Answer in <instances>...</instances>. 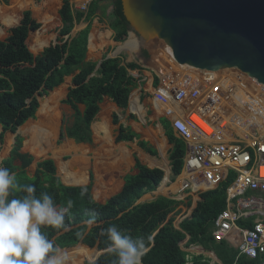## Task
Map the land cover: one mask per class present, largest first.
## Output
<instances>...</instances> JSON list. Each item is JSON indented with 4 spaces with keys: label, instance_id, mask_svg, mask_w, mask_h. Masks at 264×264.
Masks as SVG:
<instances>
[{
    "label": "trees",
    "instance_id": "1",
    "mask_svg": "<svg viewBox=\"0 0 264 264\" xmlns=\"http://www.w3.org/2000/svg\"><path fill=\"white\" fill-rule=\"evenodd\" d=\"M103 1L105 0H91L84 11H78L72 8L70 0H61L58 10L60 28L56 43L43 48L37 55L29 51L27 39L31 33L38 31L40 25L28 10L22 12L18 25L11 28L7 37L0 41V141L5 132L15 134L26 121L34 119L38 109L37 97L48 96L63 83L65 77H72L73 87L68 90L62 103L71 108L72 116L71 122L60 132L58 142L66 138L76 144L92 145L90 126L104 97L119 109L127 107L129 94L135 86V80L129 72L137 70V66L123 64L120 57L105 59L104 56L95 70L96 63L86 61L87 37L94 19L99 23L107 21L113 33V42L122 43L127 37L128 25L122 15L120 0L111 1L109 14L107 7L101 4ZM80 22L86 23V27L70 39L74 26ZM3 23L6 27H11L17 23V18L12 12V15H4ZM142 55L148 57L146 52ZM78 105L83 106L82 112L78 110ZM255 117L254 115L253 118ZM111 123L113 126L118 125L114 114L111 116ZM160 124L166 141L171 146L167 152V161L170 180L173 181L181 172L186 148L175 137L166 120L162 119ZM137 138L136 134L119 126L114 142H133ZM21 143L22 139L16 136L2 165L16 173L21 185L35 184L37 196L41 192H48L57 206L67 207L69 200L73 202L66 217L65 228H42L48 238L61 249L81 243L89 249L95 248L98 252H103L98 256L96 264H109L112 257L106 253L107 238L101 236L100 232L110 224H115L121 230H129L134 238H144L149 251L142 258V264H210V260L201 255L187 259L186 253L181 250V244L186 248L199 246L206 252H212L220 264L235 263L237 250L234 243L231 240L217 242L211 235L215 218L225 209V190L231 180H226L212 191L199 194L200 201L190 217L175 229L173 218L169 216L178 202L157 197L149 202L138 203L144 195L157 189L164 174L159 169H149L142 165L135 155L133 159L136 174L124 176L121 190L104 203H98L91 195V172L86 186H65L56 175L53 161L45 159L36 164L32 177L25 176L32 158L20 153ZM137 146L149 156H157L156 151L147 143L138 141ZM15 162L19 165L14 166ZM84 189L86 192L81 195ZM93 214L95 220L90 223ZM238 225L251 227L242 222H238ZM77 252L74 258L68 260L90 259V254L94 253L88 249H79ZM235 264H259V260L239 258Z\"/></svg>",
    "mask_w": 264,
    "mask_h": 264
},
{
    "label": "built area",
    "instance_id": "2",
    "mask_svg": "<svg viewBox=\"0 0 264 264\" xmlns=\"http://www.w3.org/2000/svg\"><path fill=\"white\" fill-rule=\"evenodd\" d=\"M84 10L85 6L81 11ZM163 70L152 100L164 109V116L186 148L181 172L175 184L172 181L176 190L166 198L182 203L185 198L216 189L232 172L234 177L225 190V210L215 218L211 235L217 242L231 239L237 250L235 263L245 258L264 264V176L260 173V168H264V122L256 133L246 137L235 133V138L230 134L228 140L220 141L217 136L221 135V122L226 127L229 124L227 116L226 121L217 118L221 109L216 102L221 95L212 84L217 79L223 83L231 76L239 91L252 87L259 94L255 97L258 100L264 87L236 69L207 72L168 61ZM216 109L220 111L215 112ZM204 113L212 114L206 117L211 127L208 135L198 125L189 123L192 115L203 119ZM176 217L182 221L188 216ZM242 221L250 222L251 227H240L238 222Z\"/></svg>",
    "mask_w": 264,
    "mask_h": 264
},
{
    "label": "crops",
    "instance_id": "3",
    "mask_svg": "<svg viewBox=\"0 0 264 264\" xmlns=\"http://www.w3.org/2000/svg\"><path fill=\"white\" fill-rule=\"evenodd\" d=\"M70 4H71V2H70ZM16 6H18V5H16ZM60 7H61V0H60ZM18 9H19V7H18ZM56 16L58 17V11H57ZM58 19H59V17H58ZM20 20H21V16H20ZM18 23H16V26L18 25ZM80 23H83V22H80ZM83 24H84L83 28H81L79 31L83 30L86 27V23H83ZM100 24H102V23H99L97 21V19H94V21L91 25V28L89 30L88 37H87L86 61L93 62L96 64L98 62H101L104 56L102 57V59H100L98 61H91L88 59V57H87L88 52H90L92 54V52L89 50L90 36L91 35H93V37H94V40H93L94 52L93 53H95L97 51L98 47L103 48L106 46V47L112 48L113 44L114 45L119 44V43H115L111 40L113 33H112V31H110L108 26H106L107 29H104V30L102 29L103 32L100 31L101 28H98V25H100ZM75 26H74L72 32L70 33V39L73 36H75L77 33V31H74ZM12 28H13V26H12ZM59 28H60V20H59ZM59 28L57 29V32H58ZM36 32H34V33H36ZM34 33H31V34H34ZM127 37H128V40L125 42L126 44L124 43L123 48L127 47L129 49H134V44L136 43L134 37L131 34H128ZM55 43H53V44H55ZM137 47L138 46H135L133 53L126 50L125 53H123L121 56V55H118V53H114L115 52L114 51L111 55L105 56V58L106 57H113V58L120 57L123 60V64H134L138 68L137 70L130 71V73H129V75L135 80L134 81L135 86H134L133 90L131 91V93L129 94L127 107L125 109H119L114 105V103H112V101L110 99H108L107 97H104L102 100V103L99 105V112L96 115L94 122L90 126V130H91V134H92V145L76 144L72 140H69L66 138H65L66 140L63 144V146L64 145L66 146V149H69V150H66L64 154L69 155L71 157V160H72V161L69 160V162L71 161L70 170L74 171V172L77 170L82 171V174H83L82 176L84 177V180H82V182L78 185H66V184H63L62 182L61 183L65 186H86L89 182V175L88 174H89V172H91V174H92L91 195H92V198L94 199V201L98 202V203H104L107 199H109L111 196L117 194L121 190V188L123 186V180L122 179L124 176L136 174V171L134 170V159H133L134 155L137 158V160L142 165H145L147 168L158 169V167H156V164H154L155 166L151 165L152 163L155 162L153 159L155 157L149 156L142 149H140L137 146L138 141H142V142L147 143L149 146H151L156 151L158 156L160 153L161 159H164V146H163V144L165 146L167 145V152L171 148V146L166 141V138L164 136L163 127L160 124V121L162 119H164L169 123V125L171 127L170 120L164 116V113H163L164 109L157 106V103H155L152 100L153 99V95H152L153 91H155V89L158 87L159 79L164 72L163 67L159 65V63H160L159 62V55H158V53H156V50L153 52V54H150V52H148V50L142 51L140 54L139 52L135 51L137 49ZM119 49H122V46H120ZM153 50H154V48H153ZM143 52H146L148 54L147 58H145L142 55ZM71 78H72L71 76L65 77L63 83L60 86H58L57 88H55L52 92H50L48 96H46L45 98H42V100H40L37 97L38 109L36 110L35 118L38 120V118L36 116L37 112L40 109L41 104L43 102L46 103L47 111L51 115V118L47 119V118L42 116V120H41L40 124H38V126H41L45 122H47L44 120H50L49 124L48 125L46 124L45 130L47 133L50 132L48 134H50L51 142H52V140H54V138H56L59 135L58 127L55 125L54 126L51 125L56 120V117H61V119H62V115H63V116H65V120H67L68 122H71L72 110L69 106L62 103V101L65 100V98H66L68 90L73 87V85L71 83ZM53 94H56V95L53 96ZM42 97H44V96H42ZM147 100L149 101V110H146V101ZM78 110L80 112H82L83 106L78 105ZM153 113L157 114L156 118H154V119L152 118ZM113 114L116 116V118L118 120V125H116V126H113L111 123V116ZM37 120L34 121L33 119H29L28 121H26V123H24L21 127H19L17 129V131L21 130V134H20L21 137L20 138L22 139V143L25 142L24 146L31 147V146L35 145V144L32 145V143L30 142V137L28 135V131H30L31 129H28V128L30 126H33L34 124H36ZM42 121H43V123H42ZM154 121L157 122L156 125H154V123H155ZM31 122H35V123H31ZM148 123H150L152 126H155V128H156L155 131H152V133L154 134V136H152V140L155 141L157 148H154L145 139V136L149 135V130H150V125H148ZM119 126H121L123 129H127L130 132L136 134L138 138L136 140H134L133 142L115 143L114 138L117 135V129ZM42 129H43V127L36 129V134H37L38 139L41 135ZM171 129H172V127H171ZM25 131H26V133H25ZM172 131H173V129H172ZM173 133H174V131H173ZM156 135H159V137ZM174 135L177 138L175 133H174ZM51 142L49 144H51ZM22 143H21V148H22ZM26 143H27V145H26ZM161 144L163 146V149L160 148ZM73 146L75 148L74 150H73ZM31 148H32V151L33 150L36 151L35 148H33V147H31ZM20 153H21V149H20ZM82 153L85 154L84 158L79 157ZM74 154L77 156L75 158L77 160H75L72 157ZM49 159H51L54 162L55 158H54L53 154ZM57 159L59 160L60 158L57 156ZM90 164L92 165L91 171H89V169H88ZM35 168H36V164H35ZM167 168H168V170L166 172L167 177L164 175V177H166L165 182H163L159 187H157L156 191L144 195L138 201V203L149 202V201L156 199L157 197H165L166 198L169 196H173V193L175 192L176 188L174 187L173 182L168 178V174H170L169 163L167 165ZM162 170L164 171V169H162ZM164 173H165V171L163 172V174ZM56 175H57V172H56ZM25 176L32 177L31 175H28L26 172H25ZM175 178L173 179V181H175ZM60 180H61V178H60ZM168 182H171L172 184L168 185ZM174 184H175V182H174ZM162 185H163V191L159 192V189ZM199 201H200L199 196L193 195L192 197H189L187 199L185 198V200L182 203H178L176 205L173 213L169 216V217L173 218V225H174L175 229H178L179 224L184 220L183 219L182 221H178L176 216L177 215L178 216L179 215H187L188 216L187 218H189L193 209L195 208L197 202H199ZM242 224H244V225L248 224L249 226L251 225V223L247 222V221H242ZM77 245H81V243H79ZM81 246H83V245H81ZM74 247H71V248H74ZM83 247H85V246H83ZM71 248H64L62 250L71 249ZM188 249H190V250H188ZM181 250L184 251L185 253H186V251L193 253V254H191L192 256L201 255L204 258L213 261L214 263L220 264L212 252H206L199 246H190L189 248H186V246L184 244H181ZM211 264H213V263L211 262Z\"/></svg>",
    "mask_w": 264,
    "mask_h": 264
},
{
    "label": "water",
    "instance_id": "4",
    "mask_svg": "<svg viewBox=\"0 0 264 264\" xmlns=\"http://www.w3.org/2000/svg\"><path fill=\"white\" fill-rule=\"evenodd\" d=\"M120 2L127 36L158 45L165 69L168 61L207 72L236 69L264 87V0Z\"/></svg>",
    "mask_w": 264,
    "mask_h": 264
},
{
    "label": "clouds",
    "instance_id": "5",
    "mask_svg": "<svg viewBox=\"0 0 264 264\" xmlns=\"http://www.w3.org/2000/svg\"><path fill=\"white\" fill-rule=\"evenodd\" d=\"M72 206L71 200L67 207L57 206L48 192L37 196L35 184L21 185L16 173L0 162V264H67V253L42 228H65ZM94 220L93 214L89 222ZM100 235L107 238L109 264H142L149 251L143 237L134 238L115 224L101 229ZM98 259L93 257L92 264Z\"/></svg>",
    "mask_w": 264,
    "mask_h": 264
},
{
    "label": "rangeland",
    "instance_id": "6",
    "mask_svg": "<svg viewBox=\"0 0 264 264\" xmlns=\"http://www.w3.org/2000/svg\"><path fill=\"white\" fill-rule=\"evenodd\" d=\"M89 1L90 0H70L73 9L78 10V11H81L83 6H86L89 3ZM111 1L112 0H105L101 3L102 5L107 7V14H109L111 11V8H110ZM16 5H18V6H16ZM18 7H19V9H18ZM59 8H60V0H0V41H3L7 37L9 30L12 28V26L6 27L4 25V23H3L4 15L5 16L6 15H12V12H13V15H16L17 23H18L20 20L21 13L25 10H28V11H30L32 18L40 25V29L36 33L30 34L28 39H27V46H28L29 51L33 55H37L39 52H41V50L43 48H45V47L56 42L57 29L59 28V19L56 16V14H57V11ZM14 26H16V24L13 25V27ZM83 26H84L83 23L76 25L74 31L78 32L81 28H83ZM106 26H108V23L105 20L104 22H102V24L98 25V28H101L100 31L103 32L102 29L103 30L107 29ZM127 40H128V37H126L122 43L115 44V45L113 44L112 48L106 47V46L103 48L98 47L97 51L95 53L91 54L90 52H88L87 57L91 61H98V60L102 59L103 56L111 55L114 51H115L114 53H118V55L122 56V54L125 53L126 50H128V51L130 50L127 47L123 48V45ZM120 46H122V49H119ZM135 46H139V42H137ZM143 46L144 47H140L137 52H139L141 54L142 51L148 50V52H150V54H153V52L155 50H157L158 45H155L156 47H152V48H150L147 44H144ZM153 48H154V50H153ZM156 53H157V51H156ZM230 78H232V77H230ZM219 80L220 79H217V82L213 83L212 85L214 86V88H216V91L219 92L221 97L224 98V100L227 99L228 102H226L225 105H222V102L220 101V99L218 100V102H216V107L221 109V112H218L219 115L217 118L218 119L222 118L223 120L226 121L225 117L227 116L226 124L228 123L229 126L226 127L221 122V126H222L221 129L222 130L219 129V130H221V135H219L217 137L220 139H223L224 137H225L224 139H227V137H228V139H229L230 134H231L233 136V138H235V133H237L239 136L241 134L238 133L240 131V127H238L239 124H238V126H237V124H235L236 120L234 119L233 110H234L236 105H237V107H240L243 109V107L240 105L241 100L243 98L238 97V99H235V96H238V94H236L237 89H236V87L230 86L228 84L230 79H228V80L226 79L223 81V83H220V84L218 83ZM45 97L46 96L41 97V98L38 97V98L40 100H42V98H45ZM212 105H214L213 102H212ZM219 109H216L215 112L220 111ZM146 110H149V101L148 100L146 101ZM251 114H252V116H251ZM208 115H212V114L211 113H204L203 119H200L198 116L192 115L190 122H194V121L198 120L202 123L204 122V125L206 123L209 124V121H207V119H206V117H208ZM244 115H245V118L248 119L249 123H251L252 118L254 117L253 112H250V113L244 112ZM156 116H157L156 113L152 114L153 119L156 118ZM217 118H215L216 121H217ZM213 119H214V116H213ZM255 119H256V117L253 120L255 121ZM33 120L36 121L37 119L34 118ZM154 122H155L154 125H156L157 122L156 121H154ZM31 123H35V122H31ZM69 123L70 122L65 120V116L62 115V119H61V117H56V120L51 125L57 126L59 134H60L62 129L65 126H67ZM148 125H150L149 135L145 136V139L154 148H157L155 141L152 140V136H154L152 131H155L156 128H155V126H152L150 123H148ZM259 125H256V126H259ZM240 126L242 127V125H240ZM263 127H264V125H263ZM261 128H262V126H260V128L254 127L251 130H250V128H248V132L242 134L241 137L249 136V133H251V134L256 133L259 131V129L261 130ZM223 130H225L226 132L223 133ZM1 132H2V130L0 128V134H1ZM20 134H21V130H18L15 134L5 132L2 135V138L0 141V162L3 159H6L8 157L9 152L14 145L15 137L16 136L21 137ZM58 136L56 138H54V140H52V142L50 144V149L45 148L44 152L41 151V153L34 151V150L32 151L31 147L36 149L37 145L29 147V146H24L25 142L22 143L21 154L28 155L32 158V163L26 170V173L28 175H31V176L33 175L34 170H35V164H37L41 160L49 159L52 156V153L50 152L51 150H54V149L60 150L63 147V144H64L66 139L64 138L62 141L58 142ZM26 145H27V143H26ZM163 146H164V159L165 160L161 159L160 153H159V156L157 155L153 159L155 161L154 163L160 164V166H156V167L161 168V169L166 168V170H168V168H167V165H168V163H167L168 162L167 161V145L165 146L163 144ZM69 160H71V157L69 155L63 154L60 157V161H62L63 163H67V162H69ZM163 160L166 162L165 166H163L164 165ZM53 163L55 164V167L57 168V162L54 160ZM18 165H19L18 162L14 163V166H18ZM161 165H162V167H161ZM91 166L92 165L90 164L89 168H88L89 171H91ZM164 175L166 176V172L164 173ZM57 176H58V172H57ZM233 177H234V174L232 172H229L228 180H232ZM168 178L171 179V174H168ZM171 184H172L171 182H168V185H171ZM159 192H160V190H159ZM229 240H231V239L229 238ZM71 249H66V250H70V251L66 252L67 255H69L68 256L69 259L74 258L75 253L77 251H79V249H86L87 250V248H85L81 245H77ZM188 250H190V249H188ZM88 251L94 252V253L90 254V256H91L90 259L83 258L80 260L78 259V261L68 260L67 264H84L85 262L92 263V258L95 256H99V252H96L95 249H91V250L88 249ZM77 253H81V252H77ZM186 253H187L186 258L190 259L192 256L191 254H193V253L188 252V251H186ZM211 262L213 264H217V263H214L213 261H211ZM211 262H210V264H211Z\"/></svg>",
    "mask_w": 264,
    "mask_h": 264
},
{
    "label": "bare ground",
    "instance_id": "7",
    "mask_svg": "<svg viewBox=\"0 0 264 264\" xmlns=\"http://www.w3.org/2000/svg\"><path fill=\"white\" fill-rule=\"evenodd\" d=\"M134 39H135L136 43L139 42L136 39V37H134ZM93 40H94V37H93V35H91L90 36L89 50L92 53L94 52ZM136 43L134 44V49H135ZM143 45L144 44L140 45V43H139V46L137 47V49L135 51L137 52L138 49L140 47H142ZM147 45L150 48L153 47L151 44H147ZM134 49H130L129 51H131L133 53ZM230 70H232V69H230ZM230 77L231 76H228V78H227V80L230 79V81H229L228 84L230 86L236 87V89H237L236 94H238V96H235V99H238V97L243 98L241 100V104H240L243 107V109L240 108V107L235 106V108L233 110V112H234L233 113L234 119L236 120L235 121V124H237V126L239 124L238 127H240V131L238 133L242 135V134L248 132V128H250V130H251L255 125H259L260 123L262 124L264 122V94H261L262 97H260L259 100H258L255 97H256V95H259V94H256L255 90L252 87H245L244 89H241V91H239V88L236 86V84H234L233 82H231V78ZM55 95L56 94H53V96H55ZM220 101L222 102V105H225L226 102H228L227 99L224 100V98H222V97H220ZM244 112L245 113L253 112V114L256 116L255 121L253 120L254 118H252L253 121L251 123H249L248 119L245 118ZM36 116H37L38 120H37L36 124H34L33 126H30L28 128V129H31L30 131H28V135L30 137V142L32 143V145L33 144L37 145L36 146L37 147L36 148V151L39 152V153H41V151L44 152V149L45 148L50 149V144L49 143L51 142L50 134H48L50 132L47 133L46 130H45V126H46V124L47 125L49 124V121L50 120H44V121H47V122H45L41 126H38V124H40V122L42 120V116L45 117V118H47V119H50L51 118V115L47 111V105H46V103L43 102L41 104V107L38 110ZM251 116H252V114H251ZM42 123H43V121H42ZM190 124L191 125H198V127L202 130V132L205 135H208L210 133V131H211L210 124H205L204 125V122L202 123V122H200L198 120L197 121H194V122H190ZM261 124L258 127H260ZM240 125H242L243 128ZM40 127H43V129L41 130V135H40V137L38 139L37 134H36V129L37 128H40ZM219 129H221V127H219ZM224 132H226V131L223 130V133ZM25 133H26V131H25ZM156 136L159 137V135H156ZM224 138L223 139L218 138V139H220V141H222V140H228V137H227V139H224ZM160 148L163 149L162 144L160 145ZM74 149L75 148L73 146V150ZM66 150H69V149H66V146L64 145L60 150L54 149V150L51 151L52 154H53V156H54V158H55V160H56V162H57V172H58V176L61 178V182L63 184H66V185H78V184H80L82 182V180H84V177L82 176L83 175L82 174V171H78L77 170V171L74 172V171H71L70 170V168H71V161L72 160L70 162L63 163L62 161H60V159L59 160L57 159V156L60 158L65 153ZM84 155L85 154L82 153L79 157L80 158H84ZM72 157L75 159L77 156L74 154ZM75 160H77V159H75ZM154 164H156V166H160V164H157V163H152L151 165H154ZM163 164H164L163 166H165V164H166V162L164 160H163ZM161 167H162V165H161ZM164 170H165V172H167L166 168H164ZM260 173H261L262 176H264V168H260ZM159 190H160V192L163 191V185L160 187ZM89 250H91V249H89Z\"/></svg>",
    "mask_w": 264,
    "mask_h": 264
}]
</instances>
